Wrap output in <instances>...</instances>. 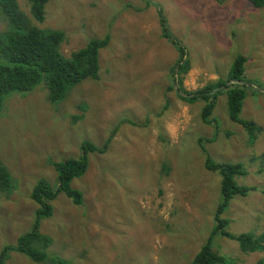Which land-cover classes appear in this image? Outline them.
<instances>
[{
    "label": "rangeland",
    "instance_id": "obj_1",
    "mask_svg": "<svg viewBox=\"0 0 264 264\" xmlns=\"http://www.w3.org/2000/svg\"><path fill=\"white\" fill-rule=\"evenodd\" d=\"M17 1L31 25L65 33L66 56L92 38L110 41L100 51L99 77L61 102L51 103L43 85L5 96L0 159L11 184L0 192V254L33 226L35 184H57L53 162L79 157L90 140L105 151L91 153L73 181L82 204L60 194L53 215L41 220L50 254L71 264H191L212 238L213 250L237 264L264 258V249L245 252L221 231L212 235L221 177L205 167L203 149L216 162L243 163L247 174L237 180L255 188L230 200L224 229L263 233L264 7L249 0H50L38 21L27 0ZM157 6L189 51L191 68L179 74L187 91L225 79L235 57H247L245 77L259 89L249 88L240 116L263 127L257 139L230 120L225 95L212 123L201 119L204 103L182 100L170 75L179 53L161 35ZM7 27L0 13V32ZM5 264L52 263L12 251Z\"/></svg>",
    "mask_w": 264,
    "mask_h": 264
},
{
    "label": "trees",
    "instance_id": "obj_2",
    "mask_svg": "<svg viewBox=\"0 0 264 264\" xmlns=\"http://www.w3.org/2000/svg\"><path fill=\"white\" fill-rule=\"evenodd\" d=\"M31 5L32 16L38 21L45 19V6L50 0H27ZM254 7H264V0H249ZM0 13L8 19V27L0 32V115L3 101L7 94L13 92L27 93L37 86L43 85L51 103H59L68 93L84 80L99 77L100 51L110 41V36L92 38L88 43L69 56L63 54L61 45L65 33L58 29L42 28L31 25L30 18L20 8L17 0H0ZM161 27V35L175 46L179 53L171 70V80L175 86L180 84L179 96L188 103H204L201 119L205 123L214 121V110L218 95L223 94L227 99L228 116L231 121L241 125L248 138H258L263 127L255 120L240 116L244 102L251 90L259 89L255 80L245 77L247 57L239 53L228 70L227 77L218 82L209 83L196 91L184 88L183 78L179 74L187 73L191 68L189 51L183 42L171 30L163 9L157 6ZM185 58V59H184ZM253 140V141H254ZM206 160L205 167L220 175V200L215 212L216 225L212 235L221 231L223 235L239 241L245 252L261 251L264 249V232L260 235H233L224 229L225 219L221 214L235 195H247L255 189L253 186L242 185L237 176L247 174L243 163H219L203 147ZM105 146L100 147L93 141L84 140L80 146V156L53 162L57 173V184L53 185L47 179H40L32 189L31 198L36 202V216L33 226L22 233L15 244L6 245L0 254V264L12 251L25 254L35 262L50 261L52 264H71L65 258L50 254L48 251L51 238L42 234L41 220L49 218L54 213L53 202L60 194L71 198L75 204H82V192L73 186V181L85 174L94 152H104ZM10 172L0 159V192L10 187ZM211 239L202 245L191 264H237L233 259L215 252ZM255 264H264V258Z\"/></svg>",
    "mask_w": 264,
    "mask_h": 264
}]
</instances>
